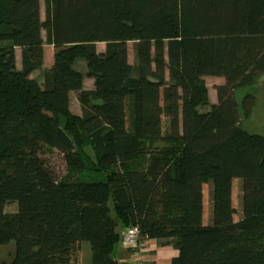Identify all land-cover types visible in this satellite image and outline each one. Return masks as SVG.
Wrapping results in <instances>:
<instances>
[{
  "label": "trees",
  "instance_id": "obj_1",
  "mask_svg": "<svg viewBox=\"0 0 264 264\" xmlns=\"http://www.w3.org/2000/svg\"><path fill=\"white\" fill-rule=\"evenodd\" d=\"M44 3L43 17L42 0H0V244L28 236L30 264H73L83 240L89 264H118L137 226L179 251L171 264H264V135L246 132L241 155L235 96L264 73V0H136L135 20L130 0ZM206 75L225 79L216 102ZM244 102L250 115L255 96Z\"/></svg>",
  "mask_w": 264,
  "mask_h": 264
},
{
  "label": "rangeland",
  "instance_id": "obj_2",
  "mask_svg": "<svg viewBox=\"0 0 264 264\" xmlns=\"http://www.w3.org/2000/svg\"><path fill=\"white\" fill-rule=\"evenodd\" d=\"M41 11L43 17L45 16V3L44 0H42L41 4ZM129 17L131 20H135L137 18V12H136V0H130V11H129ZM43 36L46 37V31L43 32ZM125 39L128 42L129 47V60L131 63L135 62V54H134V42L136 41V37L130 30V25L128 24L125 31ZM97 47L99 51H104L106 48L105 42H99L97 43ZM44 49L46 51V58L44 60V67L41 70H35L32 77H35L37 79H40L42 81L43 78V70L46 68H50L53 66L54 58L51 54L53 48H51V45L47 44L44 46ZM17 60H18V66L21 67V49H17ZM76 68L82 70L85 74L88 71L87 64L83 60H78L76 63ZM205 81L209 87V93H210V99L211 102H216L218 100V94H217V86L220 84H223L225 82V79L222 76L217 75H206ZM94 79L92 78H85V84L86 87H90L93 85ZM12 89V86H10L7 82L4 80L0 81V90H6V89ZM254 95L255 96V105L252 109V112L250 115L246 114V108H245V98L247 95ZM235 96L238 103V109H239V116H240V131H239V141H240V151L241 155L243 154V138L244 134L246 132L249 133H256L264 135V73L260 75L257 80L249 86H242L236 89ZM71 109L74 113L81 114L82 113V107L80 102L78 101L77 94L72 93L71 94ZM204 109V108H202ZM166 116H163V128L166 130ZM49 157V158H48ZM47 159L51 162V164L59 171V172H65L66 166L65 162L63 160L62 154H60L57 151H54L50 156H48ZM242 178V170L239 172L236 180H235V191L237 193L240 179ZM210 188V186H209ZM236 199H238V195L236 196ZM210 198L208 195V191L206 194V215L209 214L210 211ZM239 206V205H238ZM8 211H15L16 210V204L11 203L7 207ZM238 216H236L237 218ZM211 219V215L209 217ZM88 245V244H87ZM89 251L91 252L90 246ZM80 249V248H78ZM31 240L28 236H25L22 238L21 241H12L7 244H0V262H5L7 264H11L14 261H18L20 264H30L31 260Z\"/></svg>",
  "mask_w": 264,
  "mask_h": 264
},
{
  "label": "crops",
  "instance_id": "obj_3",
  "mask_svg": "<svg viewBox=\"0 0 264 264\" xmlns=\"http://www.w3.org/2000/svg\"><path fill=\"white\" fill-rule=\"evenodd\" d=\"M51 48L54 47L51 45ZM54 54V51L51 52ZM54 58V55L52 56ZM45 58H46V51H45ZM44 67V66H43ZM208 191V195L210 198V188L209 184L204 185V201H205V215H204V222L208 223L210 214H211V206L209 214L206 215V194ZM238 195V191L236 193L235 186L233 191V200L234 204L237 208L238 206V199L236 196ZM211 202V201H210ZM126 230V229H125ZM125 230H122L123 232ZM122 232V233H123ZM91 249V245L88 241L78 240L75 241L72 245L71 249V258L73 264H89L92 258V250L89 251V247ZM80 248V249H78ZM179 255V251L174 249L172 246L169 245H161L155 239H146L144 242V248L142 251H137L136 249L129 247L124 241L123 238L119 243L117 250L115 251V258L117 259L118 264H171V260L174 257Z\"/></svg>",
  "mask_w": 264,
  "mask_h": 264
},
{
  "label": "built area",
  "instance_id": "obj_4",
  "mask_svg": "<svg viewBox=\"0 0 264 264\" xmlns=\"http://www.w3.org/2000/svg\"><path fill=\"white\" fill-rule=\"evenodd\" d=\"M123 241L129 246L137 251H142L144 248V242L146 239H143L142 233L137 226H132L128 228L123 233ZM141 264V263H136Z\"/></svg>",
  "mask_w": 264,
  "mask_h": 264
}]
</instances>
